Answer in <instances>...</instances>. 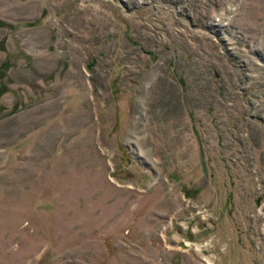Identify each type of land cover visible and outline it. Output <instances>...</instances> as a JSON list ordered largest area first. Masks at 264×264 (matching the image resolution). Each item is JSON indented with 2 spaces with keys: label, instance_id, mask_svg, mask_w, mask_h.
Instances as JSON below:
<instances>
[{
  "label": "rangeland",
  "instance_id": "rangeland-1",
  "mask_svg": "<svg viewBox=\"0 0 264 264\" xmlns=\"http://www.w3.org/2000/svg\"><path fill=\"white\" fill-rule=\"evenodd\" d=\"M0 264H264V0H0Z\"/></svg>",
  "mask_w": 264,
  "mask_h": 264
},
{
  "label": "crops",
  "instance_id": "crops-1",
  "mask_svg": "<svg viewBox=\"0 0 264 264\" xmlns=\"http://www.w3.org/2000/svg\"><path fill=\"white\" fill-rule=\"evenodd\" d=\"M21 8H22V13L28 14L29 11H27V9H26V12H25V8H26V7H25V3H23V4L21 5ZM26 16H27V15H23L22 18H25Z\"/></svg>",
  "mask_w": 264,
  "mask_h": 264
}]
</instances>
